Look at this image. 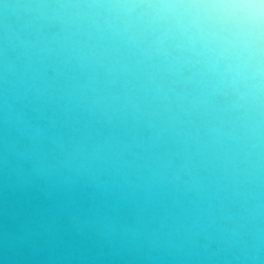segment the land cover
Returning a JSON list of instances; mask_svg holds the SVG:
<instances>
[{"label": "water", "instance_id": "water-1", "mask_svg": "<svg viewBox=\"0 0 264 264\" xmlns=\"http://www.w3.org/2000/svg\"><path fill=\"white\" fill-rule=\"evenodd\" d=\"M0 0V264H264V0Z\"/></svg>", "mask_w": 264, "mask_h": 264}, {"label": "clouds", "instance_id": "clouds-1", "mask_svg": "<svg viewBox=\"0 0 264 264\" xmlns=\"http://www.w3.org/2000/svg\"><path fill=\"white\" fill-rule=\"evenodd\" d=\"M257 9V18H256V23H257V26L260 25L261 23V18H260V15H259V10L261 8V0H255V5H254Z\"/></svg>", "mask_w": 264, "mask_h": 264}]
</instances>
